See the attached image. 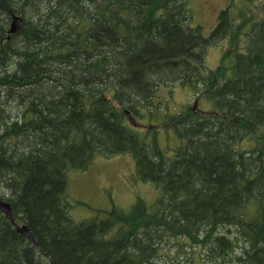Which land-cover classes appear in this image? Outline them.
<instances>
[{
    "label": "trees",
    "instance_id": "1",
    "mask_svg": "<svg viewBox=\"0 0 264 264\" xmlns=\"http://www.w3.org/2000/svg\"><path fill=\"white\" fill-rule=\"evenodd\" d=\"M122 152L158 200L73 221L67 171ZM0 199L35 238L0 211V264H264V0L207 35L189 0H0Z\"/></svg>",
    "mask_w": 264,
    "mask_h": 264
},
{
    "label": "rangeland",
    "instance_id": "2",
    "mask_svg": "<svg viewBox=\"0 0 264 264\" xmlns=\"http://www.w3.org/2000/svg\"><path fill=\"white\" fill-rule=\"evenodd\" d=\"M229 0H189L194 13V24H200L207 35L217 22L219 11ZM226 41L211 46L205 55L207 68H215ZM174 87V88H173ZM167 99L170 110H179L184 105L201 112L208 108L202 101L195 99L187 87L174 85ZM164 90L161 91L163 94ZM167 95V93H166ZM197 101V102H196ZM136 123V122H135ZM66 194L69 203V215L75 222L103 215L113 205L127 208L137 197L147 203H153L160 197L161 191L153 182L143 181L136 175L135 162L129 152L109 157L96 156L87 168H70L67 171Z\"/></svg>",
    "mask_w": 264,
    "mask_h": 264
},
{
    "label": "water",
    "instance_id": "3",
    "mask_svg": "<svg viewBox=\"0 0 264 264\" xmlns=\"http://www.w3.org/2000/svg\"><path fill=\"white\" fill-rule=\"evenodd\" d=\"M20 24H21V17L19 15H12V18H11V21H10L9 27H8V34L17 31V29L20 27ZM127 115L129 117V119H131V117L129 116L128 113H127ZM133 123H135V122H133ZM0 211L4 214V216L11 223H13L15 225L16 230L20 234H22L23 236H25L33 244L35 243V238L32 235V233L29 230V228L24 223L18 224L15 221V217H14L12 211H11V207H10L9 202L0 199Z\"/></svg>",
    "mask_w": 264,
    "mask_h": 264
}]
</instances>
